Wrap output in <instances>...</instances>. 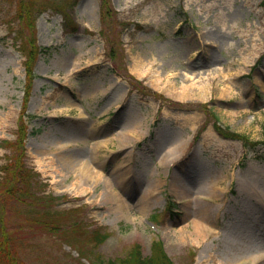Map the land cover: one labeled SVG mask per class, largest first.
I'll use <instances>...</instances> for the list:
<instances>
[{
    "label": "rangeland",
    "instance_id": "obj_1",
    "mask_svg": "<svg viewBox=\"0 0 264 264\" xmlns=\"http://www.w3.org/2000/svg\"><path fill=\"white\" fill-rule=\"evenodd\" d=\"M261 142L264 0H0V264H114L156 240L173 264L261 262L264 207L230 179L264 174ZM90 152L114 212L74 176Z\"/></svg>",
    "mask_w": 264,
    "mask_h": 264
},
{
    "label": "bare ground",
    "instance_id": "obj_2",
    "mask_svg": "<svg viewBox=\"0 0 264 264\" xmlns=\"http://www.w3.org/2000/svg\"><path fill=\"white\" fill-rule=\"evenodd\" d=\"M98 147H99L98 143L92 145V149L95 148V150H97ZM120 151H122V149H120ZM70 152H72V148L70 150L64 151L63 154L61 153L62 156L59 158V160L62 161L63 165L70 166V164L72 163L71 155H67ZM99 163H100V159L98 155L90 152V154H88L87 156V159L82 160V162L80 163L81 164L80 167L78 169H73L75 171L74 176H78V178L84 181H86L87 179H92L94 176L99 181L101 180L103 187L105 189V192L107 194V202L111 204V208L109 207L107 203L105 204L106 206L109 207V210L111 212L112 211L114 212V208L120 205L121 202H123L122 197L120 196V193H117V191L115 190L113 191L112 189V187L119 185V184H115V182H112V180L110 181L108 178H106L101 173H99V176L96 174L94 175V171L92 170V167L93 166L97 167V164ZM230 179L235 181L236 188L240 192L245 193L247 197H249L250 199L254 201V203L259 207V209L261 208V210H263L262 207H264V174H262L258 170V168H249L241 174L231 176ZM124 180L125 178L123 179V182ZM116 183L118 182L116 181ZM227 188H228V184L226 183L218 185L216 186V188L213 189V195L215 196V198L216 197L222 198L224 194L227 192L226 191ZM139 202H143L145 204L153 203V201H151L150 199L147 201L143 200ZM215 210H216L215 207H211V212H215ZM263 229H264V226H263ZM262 245H264V241L262 242ZM259 253H263V252H259ZM263 261H264V257L262 258L261 262H255L252 264H264Z\"/></svg>",
    "mask_w": 264,
    "mask_h": 264
},
{
    "label": "trees",
    "instance_id": "obj_3",
    "mask_svg": "<svg viewBox=\"0 0 264 264\" xmlns=\"http://www.w3.org/2000/svg\"><path fill=\"white\" fill-rule=\"evenodd\" d=\"M214 127L218 131V133H220L225 137H229V138L236 137V135L230 132L227 128L222 127L217 123H215ZM105 237L106 235L100 236V240L104 239ZM2 255L8 256L7 253L5 254L3 253L0 247V256ZM114 264H173V263L164 252L161 242L156 240L151 245V252L149 256H145V257L142 256L139 247L135 245L131 248V250L128 252L126 257L118 260L116 259V262Z\"/></svg>",
    "mask_w": 264,
    "mask_h": 264
}]
</instances>
